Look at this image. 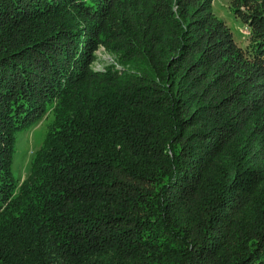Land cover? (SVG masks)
Masks as SVG:
<instances>
[{
  "label": "trees",
  "instance_id": "obj_1",
  "mask_svg": "<svg viewBox=\"0 0 264 264\" xmlns=\"http://www.w3.org/2000/svg\"><path fill=\"white\" fill-rule=\"evenodd\" d=\"M24 1L0 0V264H264V25L246 49L186 20L188 0H39L20 18ZM61 9L93 25L59 71L43 49ZM98 41L119 68H89ZM53 106L17 188V135Z\"/></svg>",
  "mask_w": 264,
  "mask_h": 264
},
{
  "label": "rangeland",
  "instance_id": "obj_2",
  "mask_svg": "<svg viewBox=\"0 0 264 264\" xmlns=\"http://www.w3.org/2000/svg\"><path fill=\"white\" fill-rule=\"evenodd\" d=\"M61 1L62 0H55L54 2L58 3ZM78 1L79 0H67V3H77ZM80 1H82L83 4L88 2V0ZM92 1L96 2V0ZM185 1L187 0H181L182 3ZM190 1L192 6L190 7L191 10L186 14V20L194 21L205 17L206 21L213 24V29L216 30V34L212 38L213 41L218 38L219 41L223 42L224 40H227L226 35H228L236 47L247 49L255 40L253 32L256 28L253 27L258 26L259 24H261L260 26L264 25V17L261 20L258 16L259 13L253 9L255 4L258 5L259 0H188V3ZM24 2V6L19 9L20 13H16L20 18H26L29 15V13L27 14L28 9L31 11L34 5L38 4L40 1L25 0ZM126 2L127 1H124V3ZM114 3H119V1L116 2V0H113L112 4ZM177 6L178 5H175V9ZM250 7H252L253 11ZM80 9L84 11L81 6ZM64 11V9L58 11L62 20V25L56 31V34L50 40H47L43 49L44 51H47L50 57L53 56V59L60 62L61 65H58L59 67H57L59 71H61L64 63L82 58L83 48L81 46L77 48V39L86 33L88 30L86 27L88 25H93V22L89 20L86 23V27L82 28L84 22L83 13L77 11V14L73 15L76 16L73 23V21L69 19V16L63 13ZM216 22L218 24H216ZM70 27L71 30L68 34L66 31L70 29ZM209 28V25L205 28L198 25L194 28V30L198 31L193 33L192 36L195 34H202V31L206 32V29L208 30ZM84 38L85 37H82L80 39L81 42L85 40ZM111 52L112 51L108 50L103 42H95L94 46L90 47L89 51V68L100 70L108 65H114L116 68H119L120 66L117 63V59ZM66 56L69 57L68 61H66ZM48 62L49 63L47 64H50L51 66L49 59ZM41 63L42 62L37 63L35 74L36 77H38V83L36 85L43 90L44 86H46L45 88L47 89L49 88L47 87L49 86V82L44 81L45 77L48 76L49 68L42 66ZM33 79L35 80V78ZM32 94L37 96L36 93ZM53 120L54 106L46 110L38 121L32 123L25 130L18 133L15 141L12 163L13 177L17 188L26 181L35 153L39 145L44 141L46 134L51 129Z\"/></svg>",
  "mask_w": 264,
  "mask_h": 264
}]
</instances>
